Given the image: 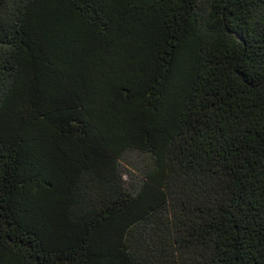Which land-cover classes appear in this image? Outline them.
Masks as SVG:
<instances>
[{
  "label": "trees",
  "instance_id": "trees-1",
  "mask_svg": "<svg viewBox=\"0 0 264 264\" xmlns=\"http://www.w3.org/2000/svg\"><path fill=\"white\" fill-rule=\"evenodd\" d=\"M0 264H264V0H0Z\"/></svg>",
  "mask_w": 264,
  "mask_h": 264
}]
</instances>
